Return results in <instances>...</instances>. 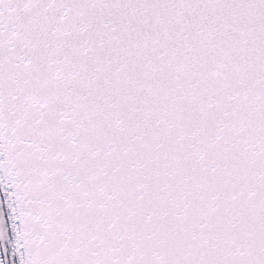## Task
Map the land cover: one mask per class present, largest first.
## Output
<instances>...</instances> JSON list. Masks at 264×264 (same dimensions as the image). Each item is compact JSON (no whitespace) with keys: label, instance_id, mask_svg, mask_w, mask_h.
<instances>
[{"label":"snow or ice","instance_id":"1","mask_svg":"<svg viewBox=\"0 0 264 264\" xmlns=\"http://www.w3.org/2000/svg\"><path fill=\"white\" fill-rule=\"evenodd\" d=\"M0 264H264V0H0Z\"/></svg>","mask_w":264,"mask_h":264}]
</instances>
